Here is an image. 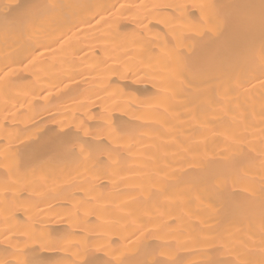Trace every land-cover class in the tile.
<instances>
[{"label": "bare ground", "instance_id": "6f19581e", "mask_svg": "<svg viewBox=\"0 0 264 264\" xmlns=\"http://www.w3.org/2000/svg\"><path fill=\"white\" fill-rule=\"evenodd\" d=\"M0 264H264V0H0Z\"/></svg>", "mask_w": 264, "mask_h": 264}]
</instances>
